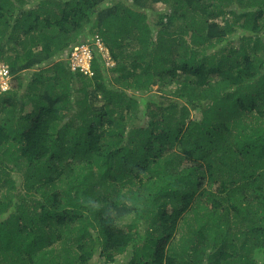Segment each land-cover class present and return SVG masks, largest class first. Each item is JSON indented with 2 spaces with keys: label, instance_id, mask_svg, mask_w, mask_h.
<instances>
[{
  "label": "trees",
  "instance_id": "1",
  "mask_svg": "<svg viewBox=\"0 0 264 264\" xmlns=\"http://www.w3.org/2000/svg\"><path fill=\"white\" fill-rule=\"evenodd\" d=\"M0 62V264H264V0H0Z\"/></svg>",
  "mask_w": 264,
  "mask_h": 264
},
{
  "label": "built area",
  "instance_id": "2",
  "mask_svg": "<svg viewBox=\"0 0 264 264\" xmlns=\"http://www.w3.org/2000/svg\"><path fill=\"white\" fill-rule=\"evenodd\" d=\"M81 50V51H80ZM86 51L88 52V49L86 48H76L74 54L72 55V63H73V69L75 70L77 68H80L81 71H84L85 73L87 72V63L84 64V66H86V70L83 69V65H78L81 62H85V60L90 61L91 59V55L90 52L87 54ZM82 54L83 55V59H81L79 57V55ZM8 88V73L7 70L0 66V92L1 91H5Z\"/></svg>",
  "mask_w": 264,
  "mask_h": 264
},
{
  "label": "clouds",
  "instance_id": "3",
  "mask_svg": "<svg viewBox=\"0 0 264 264\" xmlns=\"http://www.w3.org/2000/svg\"><path fill=\"white\" fill-rule=\"evenodd\" d=\"M77 48H86V49H88L86 46H84V47H77ZM75 49L76 48H74L72 50V53L70 54L69 65L72 64V61H73L72 55L74 54ZM15 50H21V47H15ZM89 65H90V61L87 62L88 69H87V72L86 73L84 71H81L80 68H77V69H78L79 72H82L84 74H87L89 72ZM0 66L4 67L7 70V73H8V88L5 91H1L0 92V98H2L5 95H7L8 93H10L11 91L15 90V87L17 88V83L13 82V75L10 74L9 67L6 64H3L1 62H0ZM77 69H75V70H77ZM75 70H72V71H75Z\"/></svg>",
  "mask_w": 264,
  "mask_h": 264
},
{
  "label": "rangeland",
  "instance_id": "4",
  "mask_svg": "<svg viewBox=\"0 0 264 264\" xmlns=\"http://www.w3.org/2000/svg\"><path fill=\"white\" fill-rule=\"evenodd\" d=\"M163 8H164V6H162V5H160V4H157V5L154 6V9H155L156 11H160V10H162ZM98 45H99L100 49L102 50V52H104V53H103V56H104V58L106 59V58H107V51L103 48V45L100 44L99 42H98ZM80 51H81V50H80ZM86 53L88 54V53H89V50H88V52L86 51ZM79 57H80L81 59H83V55H82V54H80ZM87 62H88V60H85V62H81V63H79L78 65H81V64H82V65H83V69L86 70V66H84V64H86ZM70 67H71V70L74 68V67H73V63L70 65ZM75 71H76V70H75ZM156 89H157V87H154L152 90L156 92ZM163 94H164V93H163ZM179 238H180V235L178 234L177 237L175 238V240L177 241Z\"/></svg>",
  "mask_w": 264,
  "mask_h": 264
}]
</instances>
